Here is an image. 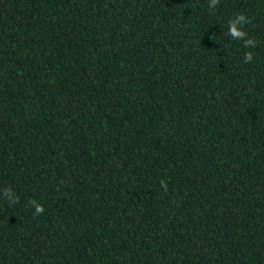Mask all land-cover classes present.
Masks as SVG:
<instances>
[{
	"label": "trees",
	"instance_id": "1",
	"mask_svg": "<svg viewBox=\"0 0 264 264\" xmlns=\"http://www.w3.org/2000/svg\"><path fill=\"white\" fill-rule=\"evenodd\" d=\"M5 188L0 264H264V0H0Z\"/></svg>",
	"mask_w": 264,
	"mask_h": 264
},
{
	"label": "clouds",
	"instance_id": "2",
	"mask_svg": "<svg viewBox=\"0 0 264 264\" xmlns=\"http://www.w3.org/2000/svg\"><path fill=\"white\" fill-rule=\"evenodd\" d=\"M211 3L216 4L217 0H211ZM247 23H250L248 17H246L243 13L237 14L234 17V19H232L230 22L231 26L229 28V35L233 40H243L245 47L252 48L255 47V41L251 38L245 39L247 33L244 31V25ZM252 58L253 57L251 52L246 53L245 56L246 62L251 61ZM0 195L6 198L10 204L14 205L18 203L19 197L11 188L3 189L2 192H0ZM30 204L34 208V212H33L34 216L43 214L45 210L43 204L37 203V201L35 200H31Z\"/></svg>",
	"mask_w": 264,
	"mask_h": 264
}]
</instances>
